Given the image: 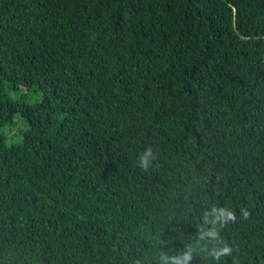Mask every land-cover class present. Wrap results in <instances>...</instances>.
<instances>
[{
	"label": "trees",
	"instance_id": "trees-1",
	"mask_svg": "<svg viewBox=\"0 0 264 264\" xmlns=\"http://www.w3.org/2000/svg\"><path fill=\"white\" fill-rule=\"evenodd\" d=\"M0 264H264V0H0Z\"/></svg>",
	"mask_w": 264,
	"mask_h": 264
},
{
	"label": "rangeland",
	"instance_id": "rangeland-1",
	"mask_svg": "<svg viewBox=\"0 0 264 264\" xmlns=\"http://www.w3.org/2000/svg\"><path fill=\"white\" fill-rule=\"evenodd\" d=\"M32 96L33 97L30 99L28 98L27 101L32 102L33 101L32 99H34V102H35V101H39L41 99L36 94H33ZM14 121L16 123H14ZM14 121H12L10 123V125H8V127L6 125L5 127H7V128L4 130V133L7 136V138L11 139V140H13V139L17 140L19 138L18 133H20V132L22 133L24 130L27 129V124L25 123L24 119H22L20 117V115H16L14 117ZM18 141H20V140H18Z\"/></svg>",
	"mask_w": 264,
	"mask_h": 264
},
{
	"label": "clouds",
	"instance_id": "clouds-1",
	"mask_svg": "<svg viewBox=\"0 0 264 264\" xmlns=\"http://www.w3.org/2000/svg\"><path fill=\"white\" fill-rule=\"evenodd\" d=\"M151 156V150L149 149L143 156H141L140 166L143 168L148 167L149 163V157ZM223 211V210H222ZM227 219H234L233 213L224 211L223 213ZM215 257L217 260H219L222 256H228L231 254V249L228 247H224L223 249H220L219 251H215Z\"/></svg>",
	"mask_w": 264,
	"mask_h": 264
}]
</instances>
